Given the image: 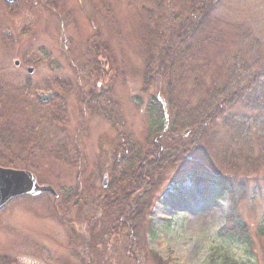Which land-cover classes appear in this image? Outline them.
Listing matches in <instances>:
<instances>
[{"label":"rangeland","instance_id":"374dc122","mask_svg":"<svg viewBox=\"0 0 264 264\" xmlns=\"http://www.w3.org/2000/svg\"><path fill=\"white\" fill-rule=\"evenodd\" d=\"M41 2L19 0L10 10L0 0V81L6 83L0 82V151L7 159H16L20 168L28 159L27 169H33L41 183L54 186L61 195L58 200L52 195L19 198L0 211V264H264V240L258 232L264 213V170L243 178L245 184L239 189L243 191L227 194L214 178L196 188L190 177L182 194L168 186L151 213L155 237L147 234L150 217L134 230L135 238L129 215L119 218L120 227L114 225L116 211L105 208L113 196L102 200L105 174L111 182L109 159L125 154L124 147L130 146L124 142L152 148L154 140L167 136L163 130L150 141L146 139L149 123L156 116L155 112L149 115L146 103L151 96L166 102L167 72L154 81L150 92L143 91L146 45L140 46L137 34L147 9L154 13V26L159 19L164 29L171 28L170 23L178 27L183 15L178 0H158L159 8L147 0H57V4L44 0L52 9H45ZM92 10L100 25V45L94 40L97 26L88 18ZM215 11L217 16L245 25L264 47V0H220ZM105 43L109 50L104 49ZM104 56L112 57L114 68L98 76L91 64L96 66V58ZM29 67H34L32 74ZM108 89L116 103L112 104L115 111H110L118 117L102 114L107 108L102 98L94 99L92 109L83 99L90 91L100 96ZM20 90L28 93L34 105L28 109L19 101L9 112L14 99L7 96L5 110L1 99L7 92L15 96ZM42 90L54 92L48 106L35 101ZM8 113L12 122L31 119L28 126L35 133L27 130L26 153L2 148ZM62 143L67 156L57 159L53 150ZM204 151L219 165L212 153ZM2 156L0 162H5ZM188 169L174 173L173 179H184L186 174L181 172ZM134 202L133 196L130 205ZM229 212L245 221L250 246L219 234Z\"/></svg>","mask_w":264,"mask_h":264},{"label":"trees","instance_id":"16d2710c","mask_svg":"<svg viewBox=\"0 0 264 264\" xmlns=\"http://www.w3.org/2000/svg\"><path fill=\"white\" fill-rule=\"evenodd\" d=\"M147 1L159 8L158 0ZM203 1L178 0L183 7L178 27L170 23L171 28L168 26L164 29L159 19L154 26V13L150 9H147L146 16L140 18V34L138 31L137 37L140 46L146 45L143 91L150 92L154 81L167 72L164 78L166 102L151 96L146 103L149 115L151 112L156 113L155 119L149 123L147 142L154 133L158 135L163 130L168 133L163 141L160 138L154 140L152 148L140 142L134 145L124 142L130 146L124 147L125 154L109 159L107 169L110 171L111 182L103 188L105 196L102 199L107 201L108 197L113 196L105 208L111 213L116 211L114 225L120 227L119 218L124 214L130 216L133 220L130 228L133 238L134 230L139 228L142 220L147 222L160 192L166 186L175 183L176 187L183 185L190 177L197 184L215 178L222 192L229 193L243 187V178L252 177L253 173L264 170L263 44L253 37L252 31L245 25L214 14L216 7L220 6V0H206V7ZM41 3L46 9L53 7L44 0ZM54 3L57 4V0ZM93 15L95 13L92 10L88 18L97 26L94 29V40L100 45V25L95 23ZM103 46L109 50L106 43ZM100 54L99 51L98 56ZM113 62L111 56H104L99 60L96 58V66L91 64V67L101 76L113 70ZM112 96V91L108 89L100 96L97 91H90L83 99L88 108L92 109L94 99L102 98L107 103L102 114L111 113V116L118 117L110 111H115ZM4 101L1 99V102ZM64 120V111L61 109L60 123H64ZM45 132L39 138L42 139ZM216 137L217 141L214 140ZM11 142V139L3 136L6 149ZM25 142L23 138L20 140L22 152L27 150ZM169 146L173 148L171 151L165 149ZM204 149L212 153L219 165L209 159ZM53 151L57 159L67 156L64 143L57 145ZM15 160L4 158V165L16 166ZM27 160L23 166L25 168L28 166ZM188 166L191 169L181 172L186 174L183 181L173 179L174 173ZM62 192H65V188H62ZM133 196L136 202L132 206L130 200ZM226 222L220 231L224 238L247 246L252 244L244 221L236 215H228ZM155 232V224L148 220L147 234L154 236ZM258 232L264 240V213L258 224Z\"/></svg>","mask_w":264,"mask_h":264},{"label":"water","instance_id":"95a60500","mask_svg":"<svg viewBox=\"0 0 264 264\" xmlns=\"http://www.w3.org/2000/svg\"><path fill=\"white\" fill-rule=\"evenodd\" d=\"M10 3L16 0H7ZM30 72L32 70L30 69ZM52 94H41L43 101H47ZM50 192L57 196L56 191L49 185H39L35 175L27 171L7 169L0 167V207L6 204L11 198L19 195H39Z\"/></svg>","mask_w":264,"mask_h":264},{"label":"bare ground","instance_id":"6f19581e","mask_svg":"<svg viewBox=\"0 0 264 264\" xmlns=\"http://www.w3.org/2000/svg\"><path fill=\"white\" fill-rule=\"evenodd\" d=\"M9 149H11V150H12V149H13V146H10V147H9ZM194 214H195V213H194Z\"/></svg>","mask_w":264,"mask_h":264}]
</instances>
